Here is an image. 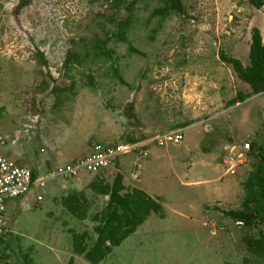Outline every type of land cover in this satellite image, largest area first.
Instances as JSON below:
<instances>
[{
	"label": "rangeland",
	"instance_id": "1",
	"mask_svg": "<svg viewBox=\"0 0 264 264\" xmlns=\"http://www.w3.org/2000/svg\"><path fill=\"white\" fill-rule=\"evenodd\" d=\"M20 1L0 0V132L8 158L41 174L65 163L56 160L59 152H70L71 163L95 144L135 140L138 148L71 186L60 185L69 179L55 181L9 201L3 247L9 262L90 264L75 255L70 230L88 232L95 242L92 218L108 198L89 186L97 178L113 184L123 174L128 190L161 201L164 215H152L102 264H264L250 247L264 233V216L253 226L226 216L244 209L260 157L236 176L222 165L232 146L264 145V94L253 96L222 60L224 54L249 65L252 30L264 39V8L250 0H182L186 14L163 20L152 18L158 4L141 2L132 11L129 43H109L111 60L88 61L96 37L116 31L108 18L130 14L114 15L96 0H35L20 11ZM72 51L82 65L66 66ZM240 94L251 97L232 106ZM180 131V144L155 142ZM73 192L91 202L86 221L63 205Z\"/></svg>",
	"mask_w": 264,
	"mask_h": 264
},
{
	"label": "trees",
	"instance_id": "2",
	"mask_svg": "<svg viewBox=\"0 0 264 264\" xmlns=\"http://www.w3.org/2000/svg\"><path fill=\"white\" fill-rule=\"evenodd\" d=\"M35 0H21L19 10L22 11ZM109 7L114 15L122 11L130 14L129 19H117L113 16L108 18L110 23L116 28L113 33H108L104 39L96 37L95 44L88 49L86 58L90 60H111L114 51L108 48L109 43H129L128 35L133 26L132 11L141 2H155L158 7L152 13V18L167 19L171 16H181L186 14V9L182 0H96ZM250 4L256 9L264 8V0H250ZM130 51L139 53L130 47ZM38 58L44 67L47 65L44 54L39 53ZM222 60L227 65L232 66L238 78L247 84L253 96L264 94V39L258 28L252 30L249 65L244 64L234 58L222 55ZM85 60L75 52H70L66 59V66L71 64L82 65ZM117 72V70H116ZM121 82L122 78H119ZM250 95H243L231 102L232 106L244 103ZM129 144H136L135 140H129ZM260 157L257 171L252 174L248 187V196L242 211L229 212L227 217L237 223L253 226L264 216V145L257 141L251 144V151L248 153V161L253 156ZM35 176V175H34ZM89 189L98 196L108 198L107 205L102 213L93 216L92 220L97 223L94 232L97 236L95 242L88 232L79 233L70 230L73 240V251L75 255L83 257L90 264H102L113 249L119 248L126 240L134 235L152 215H164V206L161 201L154 199L141 189L128 188L124 184V176L118 174L113 182H105L97 178L90 184ZM63 205L70 215L79 221H86L89 218L90 200L83 192H73L63 199ZM255 253L264 256V233L261 232L257 240L250 243ZM8 251L7 245L5 252ZM8 259V256H5ZM70 264H74V258Z\"/></svg>",
	"mask_w": 264,
	"mask_h": 264
},
{
	"label": "built area",
	"instance_id": "3",
	"mask_svg": "<svg viewBox=\"0 0 264 264\" xmlns=\"http://www.w3.org/2000/svg\"><path fill=\"white\" fill-rule=\"evenodd\" d=\"M183 140L184 136L180 131L158 136L155 142L160 147H169L180 144ZM6 146V138L0 132V264H11L5 257L6 252L3 248L6 237L9 234L6 221L7 203L9 201L22 199L34 190H43L51 182L102 173L115 166L119 160L138 148V144H95L88 156L47 171L44 174H39L29 167H24L11 161L5 154ZM250 151L251 145L248 143L242 147L235 145L227 150L222 159L226 174L236 176L239 170L247 165ZM37 200L42 202L44 198L40 195ZM238 225L241 226L243 223H238Z\"/></svg>",
	"mask_w": 264,
	"mask_h": 264
},
{
	"label": "crops",
	"instance_id": "4",
	"mask_svg": "<svg viewBox=\"0 0 264 264\" xmlns=\"http://www.w3.org/2000/svg\"><path fill=\"white\" fill-rule=\"evenodd\" d=\"M45 142L46 143H49L47 140H45ZM50 144V143H49ZM5 154H6V156H7V154H8V152H7V146H6V149H5ZM69 154H70V152L68 153V152H59V154H57L58 156H57V158H56V160H61L62 161V159L64 160L65 159V163H63V164H60V166L62 165V166H65V165H67V164H70L67 160H69ZM86 156H88V155H85V156H82V157H76V158H73L72 160H71V162H74V161H76V160H78V159H81V158H84V157H86ZM8 157V156H7ZM58 164V163H57ZM56 164V165H57ZM59 165V164H58ZM59 166V167H60ZM30 168V167H29ZM55 168H58V166L57 167H54L53 169H55ZM32 169V168H31ZM53 169H51V170H53ZM33 171H34V169H32ZM47 171H45V172H43V173H41V174H44V173H46ZM123 175V174H122ZM60 181V180H59ZM74 181H76V179H69V180H67L66 182H65V184L64 183H61L60 185H62V186H71V184L74 182ZM64 184V185H63ZM73 186V185H72ZM149 195V194H148ZM38 196H40V195H38Z\"/></svg>",
	"mask_w": 264,
	"mask_h": 264
}]
</instances>
